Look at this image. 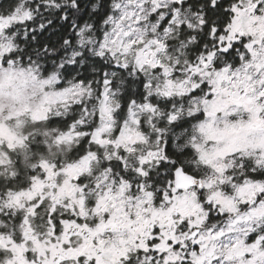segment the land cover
Here are the masks:
<instances>
[{
	"label": "snow or ice",
	"instance_id": "6c2138e0",
	"mask_svg": "<svg viewBox=\"0 0 264 264\" xmlns=\"http://www.w3.org/2000/svg\"><path fill=\"white\" fill-rule=\"evenodd\" d=\"M0 264H264V0L0 3Z\"/></svg>",
	"mask_w": 264,
	"mask_h": 264
},
{
	"label": "trees",
	"instance_id": "16d2710c",
	"mask_svg": "<svg viewBox=\"0 0 264 264\" xmlns=\"http://www.w3.org/2000/svg\"><path fill=\"white\" fill-rule=\"evenodd\" d=\"M4 2V0H0V3Z\"/></svg>",
	"mask_w": 264,
	"mask_h": 264
}]
</instances>
